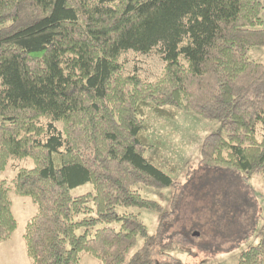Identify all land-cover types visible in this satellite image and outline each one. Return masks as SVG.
Listing matches in <instances>:
<instances>
[{"label":"trees","instance_id":"trees-1","mask_svg":"<svg viewBox=\"0 0 264 264\" xmlns=\"http://www.w3.org/2000/svg\"><path fill=\"white\" fill-rule=\"evenodd\" d=\"M263 11L264 0H0V171L34 163L11 182L37 206L24 235L32 264H80L84 253L157 264L156 239L131 211L160 210L138 186L173 184L147 138L152 115L221 122L200 164L264 176V62L248 58L264 48ZM159 47L158 81L125 76L124 52ZM85 184L91 192L71 194ZM9 193L0 181V243L17 229ZM238 264H264V235Z\"/></svg>","mask_w":264,"mask_h":264},{"label":"rangeland","instance_id":"rangeland-1","mask_svg":"<svg viewBox=\"0 0 264 264\" xmlns=\"http://www.w3.org/2000/svg\"><path fill=\"white\" fill-rule=\"evenodd\" d=\"M160 50L156 48L146 55L124 52L119 61L124 65L125 76L135 74L144 82L158 81L166 66ZM248 58L264 62V48L251 49ZM50 122L44 118L40 125ZM149 124L147 138L154 148L155 163L173 184L159 189L138 186L142 197L157 203L160 210L131 211L139 214L149 236L156 239V263L177 260L183 264H238L242 252L264 235V176L236 174L200 164L204 139L212 133H223L219 121H205L190 112L174 111L171 118L152 115ZM55 126L62 131L61 122ZM263 134L260 129V135ZM33 167L31 159H11L5 171H0V181L8 184L17 221L13 236L0 243V264H32L24 235L37 206L30 197L16 195L11 182L20 169ZM91 191L92 186L85 184L71 189V194L81 196ZM142 242L138 240L130 256ZM80 264L100 262L84 253Z\"/></svg>","mask_w":264,"mask_h":264},{"label":"crops","instance_id":"crops-1","mask_svg":"<svg viewBox=\"0 0 264 264\" xmlns=\"http://www.w3.org/2000/svg\"><path fill=\"white\" fill-rule=\"evenodd\" d=\"M262 18H263V21H264V11H263V14H262Z\"/></svg>","mask_w":264,"mask_h":264},{"label":"water","instance_id":"water-1","mask_svg":"<svg viewBox=\"0 0 264 264\" xmlns=\"http://www.w3.org/2000/svg\"><path fill=\"white\" fill-rule=\"evenodd\" d=\"M195 236H197V234H194Z\"/></svg>","mask_w":264,"mask_h":264}]
</instances>
